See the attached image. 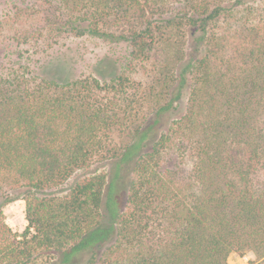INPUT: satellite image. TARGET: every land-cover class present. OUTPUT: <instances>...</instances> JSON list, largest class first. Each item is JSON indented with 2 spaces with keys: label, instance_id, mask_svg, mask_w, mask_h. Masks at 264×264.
I'll return each instance as SVG.
<instances>
[{
  "label": "trees",
  "instance_id": "trees-1",
  "mask_svg": "<svg viewBox=\"0 0 264 264\" xmlns=\"http://www.w3.org/2000/svg\"><path fill=\"white\" fill-rule=\"evenodd\" d=\"M59 1L69 13L54 29L126 40L128 59L105 79L0 75V264H228L247 250L264 264V11L248 3L232 33L210 29L227 9L215 0H183L170 16L169 0ZM184 25L202 55L185 48ZM228 36L252 45L222 63ZM150 58L148 81L128 75ZM184 89V113L160 131ZM17 199L22 231L2 220Z\"/></svg>",
  "mask_w": 264,
  "mask_h": 264
},
{
  "label": "rangeland",
  "instance_id": "rangeland-1",
  "mask_svg": "<svg viewBox=\"0 0 264 264\" xmlns=\"http://www.w3.org/2000/svg\"><path fill=\"white\" fill-rule=\"evenodd\" d=\"M219 1L227 9L222 12L223 15L216 24L210 23V29H230L233 33L246 18L248 3L257 4L259 11L261 9L264 11V0H244V3L239 5H235L234 0H215L216 3ZM182 3L183 0H169L165 7L166 10L162 13L167 16L180 14L179 11L183 8ZM68 13L67 7L59 0H0V75L7 70L20 68L37 75L46 76L55 73L60 77L68 76V78L94 75L105 79L121 71L128 59L130 50L128 42L126 40L116 41L112 38L89 37L87 34H74L63 29H54L53 23L62 22ZM254 17L259 19L257 15ZM116 25V21L110 22V28ZM183 27L185 29L186 25ZM186 29V35L183 36L180 33V39L185 48L194 57L202 55L204 50H197L194 42L188 47L197 33H193L195 31L191 28ZM260 31L261 35L262 29ZM225 40L227 42L217 49L218 59H223L222 63L224 59L238 61L241 59V53L252 45L245 37L229 38L228 36ZM161 56L163 57V54ZM156 61L160 60L150 58L149 61L142 62V65L138 62L133 70L127 73L133 79L146 82L150 79L149 74L152 75V72H149V63L154 64ZM157 64L159 65L156 75H159L161 71L165 72L166 68L161 67L160 63ZM187 92L188 89H184L182 102L175 109L164 114L158 124L160 131L166 129L170 121L184 113ZM114 137L120 140L119 136ZM171 156L172 158L175 156L172 151H165L162 154V160H170V165L174 162L170 159ZM180 164L189 167L191 160L180 162ZM113 170L114 168H109V178L113 175ZM128 180V173L125 171H119L115 177L113 193L120 201L125 198ZM2 212V220L12 231H22L25 228L27 221L23 199L7 202L2 206ZM227 261L228 264H251L257 260L255 254L247 250L243 254L231 252Z\"/></svg>",
  "mask_w": 264,
  "mask_h": 264
}]
</instances>
